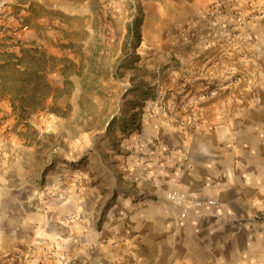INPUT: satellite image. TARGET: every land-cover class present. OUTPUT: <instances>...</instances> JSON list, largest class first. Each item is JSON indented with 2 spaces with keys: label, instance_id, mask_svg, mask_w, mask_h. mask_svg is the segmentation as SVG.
Masks as SVG:
<instances>
[{
  "label": "crops",
  "instance_id": "obj_1",
  "mask_svg": "<svg viewBox=\"0 0 264 264\" xmlns=\"http://www.w3.org/2000/svg\"><path fill=\"white\" fill-rule=\"evenodd\" d=\"M218 1L0 0L25 17L0 38V70L33 45L56 59L27 125L0 100V264H264V18L187 43ZM135 71L143 96L120 97ZM171 191L219 208L184 213Z\"/></svg>",
  "mask_w": 264,
  "mask_h": 264
},
{
  "label": "built area",
  "instance_id": "obj_2",
  "mask_svg": "<svg viewBox=\"0 0 264 264\" xmlns=\"http://www.w3.org/2000/svg\"><path fill=\"white\" fill-rule=\"evenodd\" d=\"M257 18H264V0H223L210 4L204 17L198 22L189 21L182 32L189 44L197 40L204 42L211 33L216 34L218 37H223L231 29L243 26ZM24 27L25 17L23 15L0 11V38L12 36ZM10 45L12 47L25 46L22 40L16 38L10 39ZM37 47L39 48V46ZM216 95V89L206 88L199 93L197 99L205 100L214 98ZM180 106L181 104L178 100H173L170 104V109L176 111L179 110ZM175 122L180 127L186 125V121L183 120L176 119ZM145 148L146 146L143 141L126 143L124 145V149L127 152H133L137 149L145 150ZM166 199L171 204L183 208L184 213L191 208H219L214 200H194L177 191L166 193ZM18 257V254L12 256L14 260Z\"/></svg>",
  "mask_w": 264,
  "mask_h": 264
},
{
  "label": "trees",
  "instance_id": "obj_3",
  "mask_svg": "<svg viewBox=\"0 0 264 264\" xmlns=\"http://www.w3.org/2000/svg\"><path fill=\"white\" fill-rule=\"evenodd\" d=\"M139 23L140 17H135L128 29L131 39L125 43L127 46L125 47L132 53L128 59V67L136 58L133 50L138 43L137 29ZM21 51L20 57L7 52L12 62L0 70V100L7 98L12 115L16 117L18 123L27 125L30 118L45 107V101L50 92L46 82V73L54 67L56 59L53 57L46 58L42 50L35 45ZM131 89L135 93V97L144 94V87L142 86H135ZM123 124H126L125 120Z\"/></svg>",
  "mask_w": 264,
  "mask_h": 264
},
{
  "label": "rangeland",
  "instance_id": "obj_4",
  "mask_svg": "<svg viewBox=\"0 0 264 264\" xmlns=\"http://www.w3.org/2000/svg\"><path fill=\"white\" fill-rule=\"evenodd\" d=\"M140 14L139 10L137 8H128L127 10V13L125 14V16L127 15V19H129L130 16H132L133 18L135 17H138ZM125 19V18H124ZM123 19V20H124ZM129 29V27H128ZM124 42L122 41L121 42V45L123 46ZM138 49V48H137ZM146 74V72H131V73H128V78H121V77H118V80L116 81V83L119 85V87L122 89V94L120 93L119 96L120 97H135V93L132 92V89L129 88V79L133 80V81H136V83H132L131 86L132 88H134L135 86H142V87H146L144 82L142 81H138L136 80L135 76H144ZM109 76V74H107ZM152 74H148V76H151ZM108 77L106 76V79ZM115 81V80H114ZM128 81V82H127ZM128 85V91L125 93V91H123ZM113 89V86L111 85H108V87L104 88L103 90L101 91H98L99 92V95H100V98L103 102H109V99H111L113 97V92L111 91ZM121 92V91H120Z\"/></svg>",
  "mask_w": 264,
  "mask_h": 264
}]
</instances>
